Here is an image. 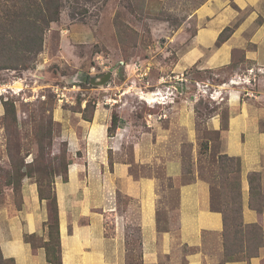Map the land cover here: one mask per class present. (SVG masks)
<instances>
[{"label":"crops","instance_id":"1","mask_svg":"<svg viewBox=\"0 0 264 264\" xmlns=\"http://www.w3.org/2000/svg\"><path fill=\"white\" fill-rule=\"evenodd\" d=\"M185 2L193 8L174 34L185 29L186 38L178 43L186 44L175 53L169 72L173 77L185 74V87L191 94V83L200 86V94L210 84L209 79L194 76L209 72L218 78L223 69L231 72L228 79L212 85L227 102L228 115L225 130L218 111L206 121L213 136L207 140L209 154L240 160L239 176L230 173L228 179L240 190L243 224H256L263 231L258 256L224 264H264V210L259 213L251 207L259 201L251 196L248 180L250 174H257L264 195V0ZM226 28L232 30L230 36L217 42ZM42 53L28 71L34 83L43 76L46 58ZM250 69L255 82L246 96L242 91L246 84L240 79ZM160 79L155 86L159 95L170 86ZM183 101L159 106L158 113L136 120L124 114V102L105 110L96 108L90 122L60 106L55 109L59 141L73 155L67 180L57 175L53 184L61 264H127L132 239L138 240L143 264H221L223 217L211 208V194L217 199L219 186L198 176L201 131L195 128L197 105L191 98ZM111 110L118 125L109 136ZM3 113L0 104V116ZM123 143H130L129 155ZM183 143L192 146L194 179L187 182L179 181ZM158 168L164 180L155 175ZM47 220L46 201L39 199L35 180L25 177L20 210L12 215L6 201L0 206L3 259L13 264H48L43 248L33 249L24 241L25 234L46 241Z\"/></svg>","mask_w":264,"mask_h":264},{"label":"rangeland","instance_id":"2","mask_svg":"<svg viewBox=\"0 0 264 264\" xmlns=\"http://www.w3.org/2000/svg\"><path fill=\"white\" fill-rule=\"evenodd\" d=\"M192 8L186 5L185 0H62L59 22L45 34L42 54L46 62L43 76L38 82H33L28 73L30 70L0 72V104L13 102L17 112L16 124L10 120L8 127L2 120L3 114L0 116V206L4 205L7 195L15 203L19 201L13 193L4 192L5 183L10 178L6 173L13 170L9 168L10 163L19 165L21 172L18 170L15 175L43 169L63 172L60 171L65 159L60 155L65 152V145L59 141L60 126L55 119V109L59 106L82 119L92 117L96 108L105 110L122 102L126 103L124 114L134 120L158 113V107L162 106L160 102L167 101L165 91L159 97L151 95L157 81L163 80L160 78H164L166 85L174 82L169 68L176 57L175 53L184 49L186 44L178 43L186 38L185 29L178 35L174 33L182 26V21ZM169 38L174 40L173 43L169 42ZM147 62L152 64L148 76L139 78L132 65L140 64L143 70ZM108 72L112 76L103 86L93 87L83 82L84 77L95 78ZM219 73L218 78L209 72L194 77L198 80L209 79L207 88L212 93V85L228 79L231 72L223 69ZM178 77L186 80L185 74ZM186 82H174L173 85L180 87V91L174 87L176 97L171 102L183 103V100L191 98L193 104L197 105L195 128L201 131V143L207 144L204 153L200 152L202 146L199 144L196 162L198 176L219 185L220 179H214L220 173L219 156L215 158V152L209 154L207 140L213 136L207 130L206 121L218 111L225 130L227 102L219 95H201L194 83L190 84L193 90L191 94V89L185 87ZM182 88L184 94H181ZM61 97L63 102H59ZM215 103L220 105L216 106ZM110 114L112 116L115 112L111 110ZM202 119L203 122H200ZM129 146L130 143L122 145L128 155ZM42 147L45 151L40 155ZM191 153L192 146L183 143L180 151L183 175L180 182L194 179ZM28 165L31 167L26 168ZM155 173L162 180L165 179L161 168ZM15 175L11 180L17 183ZM125 260L127 264H143L145 257L138 247V240L132 239Z\"/></svg>","mask_w":264,"mask_h":264},{"label":"trees","instance_id":"3","mask_svg":"<svg viewBox=\"0 0 264 264\" xmlns=\"http://www.w3.org/2000/svg\"><path fill=\"white\" fill-rule=\"evenodd\" d=\"M61 7L62 0H0V72L34 69L37 57L43 52L47 30L59 22ZM231 31L230 28H226L219 35L217 42L225 41L230 36ZM2 106L4 109L2 120L5 127H8L10 120L13 124H16L15 104L13 102H3ZM87 108L88 105H86L85 110ZM115 114L111 116L108 127L109 136L114 134L118 125L117 115ZM83 120L90 122L92 117H85ZM48 138L49 144H51L49 134ZM63 144L65 145V152L60 156L65 159V164L60 171H63L62 173L43 169L37 170V173L29 172L15 175L16 171L20 169L19 165L10 162L9 168L12 167L13 172L7 171L6 173L10 178L5 183L4 192L13 193L14 197L19 198L18 203L12 201L9 204V197L6 196L7 209L10 214L14 215L20 210L21 182L24 177H34L39 199L46 201L48 211V220L45 223L47 240L43 241L37 236L25 234L24 241L29 243L33 249L43 248L48 264H61L58 209L53 184L57 175H61L63 181L67 180V166L73 161V155L68 152L66 144ZM200 145L202 146L200 152L204 153L207 150V144L203 142ZM44 151L45 149L42 147L40 155H43ZM219 164L220 173L214 176V179H220L218 182L219 197L216 199L214 194L213 196L211 194V208L219 211L223 217V260L221 264L235 260H248L259 255V250L263 245V231L256 224L248 226L243 224L240 190L234 188L228 179L230 173L235 172L239 176L240 160L219 156ZM28 167H31V165L26 166V168ZM13 175L17 178V183L12 182ZM248 180L251 196H256L259 201L255 205L251 204V207L262 213L264 210V195L261 194L260 190V178L253 173L250 174ZM0 264H13V261L3 259L0 251Z\"/></svg>","mask_w":264,"mask_h":264},{"label":"built area","instance_id":"4","mask_svg":"<svg viewBox=\"0 0 264 264\" xmlns=\"http://www.w3.org/2000/svg\"><path fill=\"white\" fill-rule=\"evenodd\" d=\"M151 66H152V64L150 62H147L145 64L143 70H142V66L140 64L134 63L132 65V70L134 69V71L138 72V75L137 76L139 78H143V77L148 76V73L150 71ZM173 80L176 83L181 82V81L182 82H186V80H184V79H182V77H178V76H174L173 77ZM174 82H173V84H174ZM236 82H239L238 79H237ZM240 82L246 84V87H243V89H242L243 93H245L246 96H250L249 95L250 90H249L248 87L249 86H252V84L255 82V73H254V70L253 69L248 70L247 71V77L246 76H243L240 79ZM173 84L170 85V86H168L166 88L164 95H165V99L167 101L166 102H164V101L160 102V105H167V104H169L172 101V99H174L176 97V93H175L176 90L174 89V85ZM197 88H199V87L197 86ZM153 92H154L153 94H155V96H158V97L160 96V95H158L159 93H158L157 90H155ZM215 92L216 91H213L212 93H209L208 92V88H207L204 91H202V94L201 95H206L207 93H209L210 94V97H213L214 95H218V92H216V93ZM59 102H63V98L62 97L59 98Z\"/></svg>","mask_w":264,"mask_h":264},{"label":"water","instance_id":"5","mask_svg":"<svg viewBox=\"0 0 264 264\" xmlns=\"http://www.w3.org/2000/svg\"><path fill=\"white\" fill-rule=\"evenodd\" d=\"M111 76H112L111 72H108V73H105V74H103L99 77H95V78L84 77L83 82H88L93 87H100V86L107 84L108 81L110 80ZM174 87H175V89L178 88V91H180V87H177V86H174Z\"/></svg>","mask_w":264,"mask_h":264},{"label":"bare ground","instance_id":"6","mask_svg":"<svg viewBox=\"0 0 264 264\" xmlns=\"http://www.w3.org/2000/svg\"><path fill=\"white\" fill-rule=\"evenodd\" d=\"M154 96H155V94H152V95H151V97H154Z\"/></svg>","mask_w":264,"mask_h":264}]
</instances>
